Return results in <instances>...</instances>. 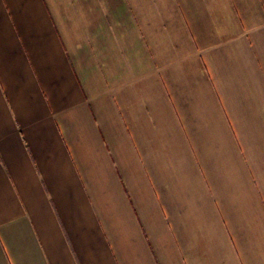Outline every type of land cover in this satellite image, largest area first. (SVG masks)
I'll return each mask as SVG.
<instances>
[{
	"label": "crops",
	"instance_id": "obj_1",
	"mask_svg": "<svg viewBox=\"0 0 264 264\" xmlns=\"http://www.w3.org/2000/svg\"><path fill=\"white\" fill-rule=\"evenodd\" d=\"M0 264H264V0H0Z\"/></svg>",
	"mask_w": 264,
	"mask_h": 264
}]
</instances>
